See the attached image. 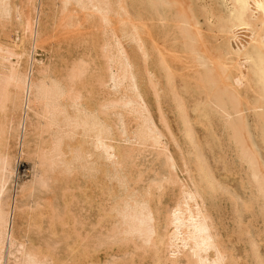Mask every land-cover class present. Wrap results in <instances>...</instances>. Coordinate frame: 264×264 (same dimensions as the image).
<instances>
[{
	"label": "bare ground",
	"instance_id": "6f19581e",
	"mask_svg": "<svg viewBox=\"0 0 264 264\" xmlns=\"http://www.w3.org/2000/svg\"><path fill=\"white\" fill-rule=\"evenodd\" d=\"M61 256L264 264V0H0V264Z\"/></svg>",
	"mask_w": 264,
	"mask_h": 264
},
{
	"label": "rangeland",
	"instance_id": "374dc122",
	"mask_svg": "<svg viewBox=\"0 0 264 264\" xmlns=\"http://www.w3.org/2000/svg\"><path fill=\"white\" fill-rule=\"evenodd\" d=\"M16 1V0H15ZM12 16H13V18L14 19H16L17 20V16H16V14L15 13H13L12 14ZM15 21V20H14ZM9 23H10V26H7V24H6V28H8V29H10L12 32H11V35H14L15 36V31H20V29H19V23L17 22V21H15V22H13V20H11V21H9ZM8 23V24H9ZM14 23V24H13ZM13 24V25H12ZM15 25V26H14ZM15 27V28H14ZM16 27H17V29H16ZM46 27L48 28V23L46 22ZM13 33V34H12ZM19 34H21V31L20 32H18ZM14 36L12 37V38H14ZM55 38H57L56 40H54L53 39V43L52 42H50V41H47L46 43L44 42V43H42L41 44V46L42 47H39L38 49H37V52L35 53L36 55H35V58H38V59H43V60H45V58H46V60H47V58H51L52 57V59L51 60H55V63L57 64V63H60L61 62V59L59 58V55H61V56H63L62 58H65V59H68V57L69 56H71V55H75V53H76V51H75V49H76V47H75V43L73 44V42H70V44H69V42H68V40H66L65 41V39H63V38H61V37H59V36H57V37H55ZM54 41H55V43H54ZM63 41V42H62ZM63 44H62V43ZM64 42H66V43H64ZM71 43H72V45H71ZM44 44V45H43ZM53 44V45H52ZM60 46H59V45ZM67 44V45H66ZM90 44V45H89ZM81 45V44H80ZM85 45V46H84ZM52 46V47H51ZM55 46V47H54ZM89 46V47H88ZM91 46V47H90ZM87 47V48H86ZM58 48V50H59V48L61 49V50H57L56 51V53H55V50ZM84 48H86V49H84ZM89 48V50H87ZM41 49H42V51H41ZM44 49V50H43ZM47 49V50H46ZM66 49V50H65ZM79 49H81V50H79ZM79 49H78V51H80V53L82 52V53H85V52H87V53H89L90 55H92V56H94V54H95V51L93 50L94 48H93V46H92V43H90V42H88V45H87V43H85V44H82V46H80L79 47ZM65 50V51H64ZM69 50V51H68ZM85 52H84V51ZM87 50V51H86ZM92 50V51H91ZM46 51H47V53H46ZM51 51V52H50ZM53 51V52H52ZM40 52V53H39ZM66 52V53H65ZM92 52V53H91ZM43 53V54H42ZM51 53V54H50ZM54 53V54H53ZM65 53V54H64ZM39 54V55H38ZM58 54V55H57ZM42 55V56H41ZM51 55V56H50ZM55 55V56H54ZM58 56V57H57ZM43 57V58H42ZM58 60H57V59ZM45 60V61H46ZM60 60V61H59ZM224 198V197H223ZM168 200V199H167ZM171 200V199H170ZM169 200V201H170ZM166 201V200H165ZM222 202V203H221ZM226 204V205H224V203ZM218 204V207H216L215 206V208L216 209H214L213 210V213H214V215H215V217H216V214H217V216H218V214H219V218L218 217H216V221L217 222H220V221H222V223H223V225L225 226V225H227L226 226V230L228 231V233L229 234H232V230L234 231V228H235V230L237 231V219H236V214H235V211H233L234 210V206H232L233 204L231 203V202H227V199L226 198H224L223 200L220 198V200H219V202L217 203ZM216 204V205H217ZM224 205V206H223ZM231 205V206H230ZM228 206H230V208L228 207ZM221 207V208H220ZM225 207H227L226 209H225ZM225 210H224V209ZM221 210V211H220ZM229 210V211H228ZM216 213H215V212ZM219 212V213H218ZM230 212V213H229ZM227 213V214H226ZM233 214V215H232ZM231 215V216H230ZM220 216H221V218H220ZM228 216H230V217H228ZM233 216H234V218H233ZM226 219H225V218ZM228 218V219H227ZM230 218H231V220H230ZM244 218H246V217H244ZM243 218V222H245L244 223V225H246L247 223V219H244ZM235 219V220H234ZM220 220V221H219ZM227 222H226V221ZM245 220V221H244ZM234 221V222H233ZM259 223H260V221H258ZM235 223V224H234ZM234 225V226H233ZM250 227H251V225H249ZM234 237V239H233V241L235 240L236 242H237V244H236V246L238 247V248H242V245H243V241H241V239H243V240H248V237L247 236H242L241 237V239L240 238H237V237H235V235H233ZM238 241H239V243H238ZM62 246H64V244L62 243V245H60L59 247L61 248ZM103 252V253H102ZM103 254V255H102ZM102 255V256H101ZM97 256L98 257H100L99 259H100V263H101V261L103 262L104 261V256H105V253H104V251H99V254H97ZM61 258H65V260L63 259L62 261L60 260V259H57V260H59V261H57L56 262V264H58V263H60V264H62V262H67V264H74L75 262L76 263H80V262H82V264H85V261H83V259L82 260H80V262H78L79 260H78V258H76V257H74L75 259H73L72 260V258L71 257H65V256H61ZM67 258V259H66ZM137 258V259H136ZM136 258H134L132 261L130 260V261H125V264H140L139 262V260H140V258H138V257H136ZM138 260V261H137ZM70 261V262H69ZM65 262V263H66ZM84 262V263H83ZM130 262V263H129Z\"/></svg>",
	"mask_w": 264,
	"mask_h": 264
}]
</instances>
